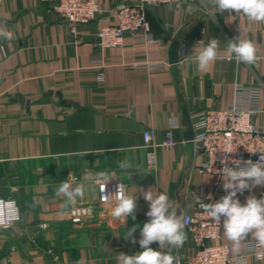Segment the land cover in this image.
Returning <instances> with one entry per match:
<instances>
[{
  "label": "crops",
  "instance_id": "1",
  "mask_svg": "<svg viewBox=\"0 0 264 264\" xmlns=\"http://www.w3.org/2000/svg\"><path fill=\"white\" fill-rule=\"evenodd\" d=\"M96 1L109 9L134 0ZM52 5L0 0V29L13 33L11 39L0 37V197L15 198L22 214L19 222L0 229V264H118L121 252L142 251L139 227L136 243L125 238L127 229L149 220L140 189L166 193L172 210L183 217L199 201L215 203L226 195V177L199 171L205 154L192 142V116L227 108L239 84L259 88L261 98L254 100L264 106V22L216 8L205 11L200 0H175L148 7L154 43L138 44L127 35L122 46L104 48L98 32L108 22L95 19L70 33ZM237 37L254 43V64L229 59L228 42ZM213 38L219 41L218 59L201 72L191 57ZM176 43L179 62L172 64ZM146 58L166 66L126 65ZM173 118L181 123L174 131L178 143L167 148L163 141ZM258 123L264 136V113ZM148 128L154 131L155 166L148 160L152 149L144 145ZM122 161L131 165L130 178L118 166ZM70 173L73 187L80 182L87 187L90 178L95 187L83 201L65 206L54 189ZM100 174L112 181L105 186ZM118 183L137 197L136 219L130 216L126 225L111 216L115 197L106 201L102 195L114 192ZM250 196L264 197V186L236 198L243 205ZM88 208L90 215L75 212ZM184 231L186 242L171 249L176 261L196 250L191 233ZM217 242L233 250L223 227ZM254 242L249 234L239 252ZM150 247L160 250L158 242ZM247 264H264V259L249 255Z\"/></svg>",
  "mask_w": 264,
  "mask_h": 264
},
{
  "label": "built area",
  "instance_id": "2",
  "mask_svg": "<svg viewBox=\"0 0 264 264\" xmlns=\"http://www.w3.org/2000/svg\"><path fill=\"white\" fill-rule=\"evenodd\" d=\"M52 3V8L68 24L70 33L77 32L79 24L89 23L100 19L108 22L99 29V44L104 48L118 47L124 44V39L130 35L135 43L145 46L156 41L152 25L147 17L148 7L151 5H168L175 0H134L132 3H121L105 9L96 0H43ZM113 19V22L110 20ZM132 68H146L149 70L161 69L166 62L146 58L141 61L126 64ZM254 98H261L259 88L239 84L236 87V98L227 107L207 109L192 116V129L195 150L203 152L205 158L199 168L201 173H212L222 177L221 160L227 156L229 166L232 160L258 162L264 154V136L258 123V117L264 113V106ZM181 127L178 119L170 120L166 130L163 145L173 148L177 145L174 131ZM144 145L152 149L149 152V163L155 166L156 146L154 131L148 128L144 131ZM264 163V162H262ZM13 202V203H9ZM211 203L199 201L197 208L184 216L185 227L192 235L196 250L185 261H176V264H247L249 255L257 257V253L264 250L256 248L254 244L245 252L233 253L228 243L217 242L221 237V225L208 217L202 205ZM22 218L21 209L13 197H0V229L8 228ZM262 260V259H260Z\"/></svg>",
  "mask_w": 264,
  "mask_h": 264
},
{
  "label": "clouds",
  "instance_id": "3",
  "mask_svg": "<svg viewBox=\"0 0 264 264\" xmlns=\"http://www.w3.org/2000/svg\"><path fill=\"white\" fill-rule=\"evenodd\" d=\"M200 4L205 11L216 8L221 12L230 11L243 14L249 22H264V0H200ZM188 11L191 12V5L188 6ZM12 36V32L0 29V37L11 39ZM218 48L219 41L213 38L202 51L191 57L199 71H207L209 66L218 59ZM228 51L232 54L229 59L234 58L237 63L252 65L258 59L254 43L250 40L240 39V37L228 42ZM262 162H264V154L259 157L256 163L251 160H232L233 166H229L228 157L225 156L221 160L223 167L220 169V173L222 178L226 177V180H223V189L226 195L215 203L202 205L205 214L217 224L221 225L223 218L224 235L233 243V251L236 253H239L241 249V241L245 240L249 234L254 236L256 248H264V197L257 199L250 196L243 205L236 198L237 193H243L256 186H264V163ZM118 166L130 178L131 174L127 170L131 165L127 161H122ZM100 175L105 186L112 181L105 174ZM71 179L70 173L68 181H62L54 189L55 195L65 200V206H74L78 201H83L95 187V182L91 178L87 187L83 182L76 183L73 187ZM139 191L149 204V211L146 213L149 220L142 227L133 225L127 229L125 238L136 243L133 234L139 227L141 238L138 243L142 251L133 255L121 252L117 257L118 264H174L176 257L172 254L171 249L182 247L187 240L183 214L180 212L178 215V209L172 210L166 193L156 194L152 188ZM102 195L106 201L115 197L116 204L111 211L114 220L121 221L126 225L130 216L133 220L136 219L134 212L137 207V197L134 194H127L123 184L118 183L114 192L105 190ZM75 212L90 215L92 209L75 210ZM154 242H158L160 250H153L150 247ZM165 245L170 247V251L167 253L162 251ZM257 259H264V253H257ZM237 264L240 262L238 261Z\"/></svg>",
  "mask_w": 264,
  "mask_h": 264
},
{
  "label": "water",
  "instance_id": "4",
  "mask_svg": "<svg viewBox=\"0 0 264 264\" xmlns=\"http://www.w3.org/2000/svg\"><path fill=\"white\" fill-rule=\"evenodd\" d=\"M178 49H179V44L176 43L174 46V49L169 57V61L172 64H176L179 62V54H178ZM188 117V116H187ZM191 131H192V127H191ZM193 132V131H192ZM174 264H176V261L174 262Z\"/></svg>",
  "mask_w": 264,
  "mask_h": 264
}]
</instances>
